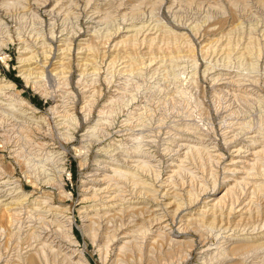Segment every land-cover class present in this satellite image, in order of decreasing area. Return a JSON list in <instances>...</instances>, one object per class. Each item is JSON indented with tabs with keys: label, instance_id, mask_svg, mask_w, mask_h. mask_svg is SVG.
I'll return each mask as SVG.
<instances>
[{
	"label": "bare ground",
	"instance_id": "obj_1",
	"mask_svg": "<svg viewBox=\"0 0 264 264\" xmlns=\"http://www.w3.org/2000/svg\"><path fill=\"white\" fill-rule=\"evenodd\" d=\"M72 1L76 3L63 7H66V9L67 7L71 8L66 12L69 15L79 16L83 14L89 18L87 20L97 21L102 17L103 12L105 13L104 10L107 7L109 9L111 6L109 0ZM114 1H116V14L124 21L127 20L125 18L131 14L134 6L143 3V0ZM194 1L192 0V2ZM18 2H20L19 4L22 2V5L24 2L25 6L23 5V7L28 10L36 9L37 11L41 7V4H35L28 0L0 1V18L2 20L0 24L3 28H6L5 31H9L12 23L16 39L21 36L22 26L19 27L21 24L18 20L19 14L15 11L16 9H12V6L14 7ZM50 3L51 1L44 0L42 5L45 8L43 13L49 15V17L56 13L57 4L55 3L48 8ZM136 3L138 4L135 5ZM198 3L197 15L200 17L203 15L201 18L206 17L208 21L209 19H216L217 21L218 16H213V14L220 7L222 3L220 0H200ZM187 6L190 10L194 9H191L192 5ZM81 7L82 9H80ZM19 8L17 9L19 10ZM100 8H103V10L100 11ZM163 8L165 11L162 10ZM22 9L20 10L21 13ZM160 9L162 11L161 15L175 26L180 23L176 21L178 18H185V16H182L181 6L177 4L176 0H160ZM107 11L109 12V10ZM222 17H225V15ZM216 21L214 20V22ZM122 24L131 26L132 23L125 22ZM221 26L219 28L216 26V28H208L209 38L207 37L208 43H206L208 48L199 51L201 52L200 57L202 56V60L205 61L202 81L208 75L209 81L213 85L212 96L210 95L212 100L210 103L203 100L204 97L202 100H193L196 106L195 109H197L195 115H192L194 110L190 111L186 108L184 119H179V122L177 120L171 121L170 132L168 133L169 143L162 151V159L151 155L146 148L149 144L145 136L147 126L142 121L134 123V120H132L133 116L131 117V115L133 113L128 109L134 99L122 101L119 97H111L109 102L100 107L98 113L100 117L96 118V124L89 127L85 132V136L88 138L87 144H85L83 150L78 149L76 154L81 158L79 164L81 166H85L88 162L91 145L94 143L96 145L97 142L108 138L118 117L127 110L126 118L123 119L125 121L120 124L119 129L113 131L119 136H124V138L116 144H108L105 147L99 146L98 153L105 155L106 158L103 159V156L102 159L97 161L87 180L81 183L79 190L78 198L80 204L82 203V206L78 209L80 228L91 240V243L97 247L102 264H183L191 257L192 250L197 243L201 247L198 258L193 264H264V122L262 121V124L256 123L258 119L261 121L262 118L264 98L259 97L254 88L259 81V77H257L259 74L256 75V72H259L258 68L261 60H263L262 65L264 68V22H260L259 26L256 27L260 36L256 41L258 48L253 53L246 50L247 42L245 43L247 45H244L245 47L235 46L236 48L229 50L228 46L231 42L226 37L229 28L228 26ZM131 32H133V28L128 26L110 32L105 45H108L113 52L114 48L121 42L125 43L128 38H131L132 34H129ZM68 34L70 33L68 32ZM72 34L74 35V33ZM121 34L129 35L124 36ZM6 36L8 42L14 41L13 35L6 33ZM119 37L122 39L118 40ZM89 43L91 45H87L89 46L88 51L93 52V48L97 45L91 48L92 41ZM69 44L73 46L72 42ZM84 44L86 46L87 43ZM212 46L215 47L213 50L210 49ZM217 47L221 48L217 49ZM0 50L2 51V48ZM22 50L21 52L24 54L25 49ZM69 50L66 51L71 52ZM22 53H20L18 61L21 62L22 71L28 72V74H24V78L29 81L31 80L30 71L33 69L31 67L32 59L28 56L30 54L25 57ZM64 55L66 56V54ZM192 56L194 63L191 64L192 69L190 68L188 83L197 88L198 82L201 81L198 72L200 65L195 62L197 61L194 59L195 55ZM68 58L70 60L69 56ZM84 58H87V56ZM252 58L255 60L252 69L245 68V64L248 65L247 62ZM91 60L93 61L92 57ZM91 64L89 62L88 65ZM218 67L220 68L217 71L214 70ZM181 68L183 69V67ZM247 69L251 71H247ZM212 70L216 72L211 73ZM262 79L264 83V76ZM32 82L36 83L33 80ZM0 88L6 90L18 109L31 115L28 118L34 126L40 127L41 121L34 116L37 108L15 89V84L11 80L0 75ZM97 89L95 92L100 91ZM199 91L203 95L205 94V90L200 86ZM189 93L192 95L191 88ZM97 95L96 98L93 97L87 101L84 99L85 101L80 107L83 121L88 120L91 116L100 92ZM165 101V99L160 100V109L164 106ZM178 104L184 110L185 106L181 103ZM175 105L177 108V104ZM210 106H212V109H210ZM222 107L225 112H221ZM17 108L15 110H18ZM165 115L167 114L165 113ZM215 120H219V123H221L218 139L214 136L216 135L214 132ZM162 121L164 122V120ZM19 131L21 132L20 129ZM211 132H214V137L210 136ZM22 150L15 149L14 152L21 154ZM50 158L52 159H49L52 161L51 167L54 163L59 179L56 178V181L49 175L39 178L36 174L33 178L36 183L55 187V192L62 197V201L58 198L59 200L56 202L51 195L52 192L40 193L41 195L32 197V195L24 192L21 185L14 188L18 190L16 192L14 190L9 191V189H0V264H50L52 261L54 263L60 261V264H91L83 250L78 249L79 251H77L75 249L79 240L74 232L73 220L69 215V206L65 203L67 199L73 197V194L65 189V181L62 179L65 172V159L61 153H52ZM48 169L50 170V168ZM38 170L46 172V168ZM210 237H213V243H209Z\"/></svg>",
	"mask_w": 264,
	"mask_h": 264
},
{
	"label": "rangeland",
	"instance_id": "obj_2",
	"mask_svg": "<svg viewBox=\"0 0 264 264\" xmlns=\"http://www.w3.org/2000/svg\"><path fill=\"white\" fill-rule=\"evenodd\" d=\"M28 1L34 2L35 4L37 3L39 5L41 4V7H39L37 11L36 9L28 10L23 7V5L25 6L24 2L23 5L22 2L21 4H19L20 2H18L14 7L12 6V9H16L15 11L18 12L17 14H19L18 20L20 21L19 23L22 24H20L19 27H23V29L21 27L20 34L23 39H21V36L19 39H16V34L14 32V26H12V23L10 24L11 28H9V31H5L6 28H3V26H1L0 24V48H2V51L0 50V75L5 79L11 80L15 84V89L26 100H28L37 108L34 116L41 122L39 124L40 127L34 126V124L30 122V119L28 118L31 115L26 114L25 111L22 112L23 110L21 109H18L13 104V101L11 100V97L6 92V90L0 88V189H9V191L14 190V192H16L18 190L14 188L17 185H21L24 192L32 195V197L41 195L40 193L52 192L51 195L56 202H58L59 199L62 201V197H60L55 192V187L48 184L44 185L41 183H36L33 178V176H35L34 174H36V176H38L39 178L44 175H49V177H51L52 179L54 178V180L57 181V179H59V176L57 178L58 174L56 173V168H54L55 165H53L54 163H52L51 167L52 161H50L49 159H51L50 155L52 153H61V155L65 159V172L62 176V179H64L65 181L64 187L68 192H71L73 194V197L67 199L65 203L69 206V215L73 220L74 232L77 239L79 240V243L75 247V249H77V251L83 250L90 260L91 264H102L99 253L97 251V247L91 243V240L88 238V236H86V234L83 233L82 229L80 228L78 209L82 206V203L80 204L78 198L79 190L81 188V183L87 180L88 175L94 169V165H96L97 161L99 159H102L103 156V159L106 158L105 155H100V153H98L97 149L99 148V146L105 147L108 144H116L119 140L124 138V136H119V134H115L114 132L119 129L120 124L125 121L123 119L126 118L127 110H125V113L123 112V114L118 117L115 124L113 125L114 128L111 129V135L108 138L103 141L97 142L96 145L95 143L91 145L88 162L85 166H81L79 165L81 162V158L76 155L77 150H83L85 148V144H87L88 141V138L85 136V132L89 127H93L96 124V120L100 117V114L98 115L100 107H102L104 103L109 102L111 97H119V99H122V101L134 99V102L128 109V111L133 113V115H131V117L133 116L132 120H134V123H140L142 121L147 126L145 136L147 138L146 140L149 141V144L148 146H146V148L149 150L151 155H155L159 159H162V151L168 145L167 143H169L168 133L170 132L169 126L171 127V121L177 120L179 122V119H184V116L186 114L185 112L187 111L185 110L186 108L190 111L194 110L192 111V115H195L197 110L195 109V100H202L203 97L205 98H203V100L208 101V103H210V101L212 100L211 94L213 92V85L211 84V81H209L210 79L208 75L205 76L204 81H202L204 73L203 64L205 61L202 60V56L200 57L201 52H199L201 50H205V48H208L206 43H208L209 29L213 27L219 28L221 25V27L228 26L229 31L226 37L227 39L229 38L231 42L228 46L229 50H232L236 47H245L248 44L246 50H248L250 53L256 52V49L258 48L256 41L259 38L258 36H260V33L258 32L256 27L259 26L260 22H264V1L258 0L259 2L261 1L259 3L257 0H220V2H222L224 5L221 3L220 7L217 8L218 11L216 9L215 13L213 14V16H218L217 21L216 19H214L216 22H214V20L212 19H209V22L205 16V18H201L203 15L200 17L196 14V9L200 0H193L194 2H192V0H176L177 4L181 6L182 16H185V18H178L176 20L177 22L181 23H177L176 26L171 24L167 18L161 15L162 11L160 9V0H143V3L139 5H137L138 3H136L135 5L137 6L133 7V9L131 10V14L125 18L127 19L125 21L120 18L118 14H116V1L114 0H109L111 6L109 7V9H107V7L104 10L105 13L103 12L102 14V17L105 18L100 17L99 19H97V21L91 19L87 20L89 18L83 14H80L79 16L75 14L69 15V13L66 11L71 10V8L67 7L66 9V7H63L75 2L72 0H49L51 1V3L48 8H50L51 5L57 3L55 9L56 13H54V15L50 17L49 15L43 13V10L45 9L44 7H42L44 0ZM186 4L189 6L192 5L191 9L194 8L195 10H190V8ZM20 5L24 8V10ZM82 7L80 9H82ZM17 8H19V10ZM21 9L23 10L22 13L20 12ZM101 10H103V8H100V11ZM106 10H109L110 13L108 11L106 12ZM162 10L165 11L164 8ZM29 12L31 15L29 14ZM235 12L237 15L235 14ZM224 15L226 18L222 17ZM231 17H233L234 19ZM221 19L225 20L223 21ZM0 21H2L1 18ZM211 21L213 22L211 23ZM125 22L132 24L131 26L123 25L122 23ZM127 26L133 28V32L129 33L132 34L130 36L131 38H128L125 43L121 42L122 44L120 43L118 46H116L112 52L110 47H108V45H105L107 36L110 35V32L112 33L121 27ZM180 26L184 27L181 28ZM235 26H237L238 29ZM73 29L75 30L72 32ZM68 32L70 34H68ZM6 33L13 35L14 41L8 42ZM72 33H74V35ZM129 34L121 35L125 36ZM51 36L52 38H50ZM88 38L90 41L88 40ZM42 39H44L45 42ZM120 39L122 38L119 37L118 40ZM248 40H250L249 43ZM91 41V48L97 45V47H94L96 48L95 53L94 48L93 52L88 51V48L91 45V43L89 42ZM71 42L73 43V46H71L72 44H69ZM83 42L87 43L86 46ZM246 42L247 44H245ZM4 43L7 44L3 45ZM98 47L100 51L99 49H97ZM21 48L25 50L23 51ZM62 48L66 49L64 50ZM84 48L87 50H85ZM214 48L215 47L212 46L210 49L213 50ZM220 48L221 47H217V49ZM58 49H60L61 51ZM21 50L24 52V54L21 52ZM66 50H69L71 52H68ZM101 52L106 53H103L102 55ZM190 52L191 56L189 55ZM20 53H22L25 57L30 54L28 56H30L32 59L31 67H33V69H31L30 71L31 80L29 81L24 78V74H28V72L22 71L23 67L21 66V62L18 61ZM64 54H66V56ZM83 55L84 57L87 56V58H84ZM192 55H195L194 59L197 60L195 62L199 63L200 65L198 72L201 81L198 82L197 88H195V86L193 85H189L188 83L189 75L192 69L191 64L194 63ZM68 56L70 57V60ZM91 57L93 61L91 60ZM88 58L92 62L88 61ZM44 60L46 63L44 62ZM253 60L254 58L247 62L248 65L245 64V68L252 69L253 64H255V60L254 62ZM86 62L88 64L89 62L92 64L88 65ZM262 64L263 60L260 61V65L258 68L259 72H256V75L257 73L259 74V76L257 75V77H259V81L258 84L254 86V88L256 94H258V96L263 99L264 83L262 77L264 76V68ZM77 65H79L80 67ZM160 67L163 68L161 69ZM181 67H183L184 71ZM219 68L220 67L215 68L214 70L217 71V69ZM214 70H212L211 73L216 72ZM248 70L249 69H247V71ZM32 80L36 81L37 84L33 83ZM210 85L212 86L210 87ZM199 86L202 87L203 90H205L204 95L201 93V91H199ZM166 87L169 88L167 89ZM190 88L192 95L189 93ZM96 89L98 91L100 90L98 101L93 108L92 114L89 119L83 121V115L81 113L82 110L80 107L85 100L87 101L89 99H92L93 97L96 98L98 96L97 94H99V92H95ZM162 99H165L166 101L164 103V106L161 105L162 107L160 109V100ZM179 100L182 102H180ZM175 102L183 104L185 106L184 110L182 109V106L180 107V105ZM174 103L177 104V108L179 109L176 108V105ZM167 106H170V108H168ZM16 108L19 111L15 110ZM144 108H146L147 110ZM210 109H212V106H210ZM223 109L224 108L222 107L221 112H225V109ZM170 111L171 113H174L171 114ZM252 112L255 113L254 111ZM163 113H166L167 115L164 116ZM73 120L74 123L78 124V126L77 124L75 125L73 123ZM132 120L130 119V121ZM161 120H164L165 123L163 121L162 123ZM257 121L258 122L256 123L258 124H262L264 122V108L262 111L261 121L259 119ZM219 122V120H215L214 122V132L216 135L213 134L214 132H211L212 134L210 133L211 137L215 136L217 139L219 138V126L221 125V123ZM19 129L21 130V132L19 131ZM67 134L68 136H66ZM15 149L24 150L21 151V154H17L16 151L14 152ZM16 154L18 156V159ZM45 168L46 172L42 170ZM48 168H50V170ZM38 169L42 171H39ZM50 171L53 173H51ZM27 172L29 175H31L30 177L28 174H26ZM44 172L48 174H45ZM31 177L33 180L31 179ZM213 242V237H210L209 243ZM200 247L201 245L197 243L192 250L191 257L183 264H193L194 262H196ZM50 264H60V261H56L55 263L52 261Z\"/></svg>",
	"mask_w": 264,
	"mask_h": 264
}]
</instances>
